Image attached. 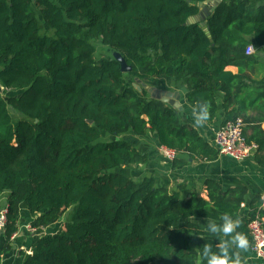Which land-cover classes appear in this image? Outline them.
Masks as SVG:
<instances>
[{
    "label": "trees",
    "instance_id": "trees-1",
    "mask_svg": "<svg viewBox=\"0 0 264 264\" xmlns=\"http://www.w3.org/2000/svg\"><path fill=\"white\" fill-rule=\"evenodd\" d=\"M205 1L0 0V85L19 92L0 97V195H8L0 252L10 248L21 204L37 229L70 212L57 232L21 253V264H206L204 244L219 251L223 242L200 221L222 223L225 213L241 221L236 231L251 247L248 224H264V208L259 198L241 206L245 188L224 192L207 180V201L194 192L182 197L152 175L122 172L147 161L134 146L100 141L150 133L178 156L219 154L168 104L123 84L125 76L185 79L188 103L208 106L206 123L216 118L219 94L228 118L246 121L257 107L264 119V80L245 71L252 63L245 49L254 43L264 51V0L221 1L206 18L210 37L199 23L186 24ZM94 42L119 53L130 71L122 73L114 57L97 62ZM243 134L264 167V132Z\"/></svg>",
    "mask_w": 264,
    "mask_h": 264
},
{
    "label": "crops",
    "instance_id": "crops-1",
    "mask_svg": "<svg viewBox=\"0 0 264 264\" xmlns=\"http://www.w3.org/2000/svg\"><path fill=\"white\" fill-rule=\"evenodd\" d=\"M225 1V0H221ZM207 10H211V5H205ZM250 40V39H249ZM252 41V39H251ZM253 52L246 54L252 57V63L247 65L245 71L253 80H264V51L251 45ZM227 71L232 74L238 73V67H226ZM146 86V91H142L140 95L147 99L160 100L166 97L169 100L178 103V107H172L179 115L182 123H187L194 126L201 137H203L210 146L217 150L214 146V135L222 123L230 118L222 112V96H216L217 113L213 122L203 125L196 123L195 113L197 108L188 103L186 95V80L185 79H169L157 78L152 81L138 82ZM148 92V93H147ZM160 95L156 99V95ZM155 95V96H154ZM258 108H249L246 111V121L244 123V133L246 137L252 138L264 132V119L260 121ZM124 140L134 146L140 154L147 157L144 163H138L130 169H123V173L131 179H140L143 177L154 176L157 185H167L170 192H178L182 197L189 196L190 193H197L204 200H208V191L205 186L207 180H212L219 185V188L224 192L235 188H245L244 202L241 205L246 207L253 199L259 198L262 201L264 208V167L260 166L255 158V153L243 161H236L230 157L218 154L215 160H193L186 154H180L178 160L183 164L175 165L173 162L166 161L159 153V147L155 136L148 133L145 136H135L132 132H127L119 136H110L102 134L100 141ZM7 193L0 195V208L7 205ZM26 206L21 204L19 207V221L17 224V232L9 239L8 250L0 252V264H21L23 257L21 253H31V246L37 238L50 233L57 232L60 225L55 224L48 228H32V222ZM215 223L222 224L220 221L201 220V225ZM32 228V229H31ZM218 241H231L235 232L229 235L218 233ZM5 243V238H0V250ZM241 255L240 264H264V259L255 256L250 246L247 249L237 248L234 244L231 245Z\"/></svg>",
    "mask_w": 264,
    "mask_h": 264
},
{
    "label": "built area",
    "instance_id": "built-area-1",
    "mask_svg": "<svg viewBox=\"0 0 264 264\" xmlns=\"http://www.w3.org/2000/svg\"><path fill=\"white\" fill-rule=\"evenodd\" d=\"M253 47L245 49L246 54H251ZM244 123L241 119H229L223 122L214 135V146L220 155L230 157L236 161L249 158L257 150V145L248 143L243 134ZM160 155L169 162L177 158L174 150L164 146L159 147ZM7 222V207L0 208V233L5 230ZM32 229V228H31ZM249 234L252 239L251 250L258 258L264 259V224L259 218L251 220L248 224Z\"/></svg>",
    "mask_w": 264,
    "mask_h": 264
},
{
    "label": "clouds",
    "instance_id": "clouds-1",
    "mask_svg": "<svg viewBox=\"0 0 264 264\" xmlns=\"http://www.w3.org/2000/svg\"><path fill=\"white\" fill-rule=\"evenodd\" d=\"M196 123L203 125L205 121L209 118V109L207 104H201L195 113ZM222 224L217 225L211 223L208 225V231L211 233H223L224 235H229L235 232L232 236L231 241H225L219 246V251H213L210 244H204L202 256L206 261V264H240V259L238 255H234L231 251V245H235L240 249L248 248V240L246 236L236 231L239 227L241 221L236 218L234 219L232 215L225 213L222 217Z\"/></svg>",
    "mask_w": 264,
    "mask_h": 264
},
{
    "label": "water",
    "instance_id": "water-1",
    "mask_svg": "<svg viewBox=\"0 0 264 264\" xmlns=\"http://www.w3.org/2000/svg\"><path fill=\"white\" fill-rule=\"evenodd\" d=\"M220 2H221V0H206L203 3H199L198 4L199 9H200L199 13L196 16L189 17L187 19L186 24L190 25V24L199 23L200 26L202 27V29L205 31L206 35L208 37H210L209 31H208V28H207V25H206V18L211 14V12L218 6V4ZM207 4H210L211 5V10H207L205 8V5H207ZM113 57L119 63L120 71L122 73L129 72L130 71V67H128L126 65L123 57L119 53H114V56ZM0 90H1V87H0ZM159 98H160V95L159 94L156 95V99H159ZM160 101H162V102H164V103H166L168 105H171V106H173L175 108L178 107V103H175V101L169 100L166 97L160 98Z\"/></svg>",
    "mask_w": 264,
    "mask_h": 264
},
{
    "label": "rangeland",
    "instance_id": "rangeland-1",
    "mask_svg": "<svg viewBox=\"0 0 264 264\" xmlns=\"http://www.w3.org/2000/svg\"><path fill=\"white\" fill-rule=\"evenodd\" d=\"M93 44L96 48L95 58H96L97 62L101 61V59L104 57H113L114 56L115 52L110 50L109 48L104 47L100 42H94ZM138 82H140V81L132 80L128 76H125L122 79L123 84H125V85L128 84V85L132 86L138 94H141L142 91H144V90L146 91V86H144V85H142V83H138ZM0 87H1V85H0ZM18 94H19V92L6 90L3 87H1V90H0V97L4 98V99L9 97V96L18 95ZM13 118H18V116L13 114ZM69 215H70V212L68 214L66 213L63 216L62 220L58 224V225H60V227L63 224L64 220H67V218H69Z\"/></svg>",
    "mask_w": 264,
    "mask_h": 264
}]
</instances>
